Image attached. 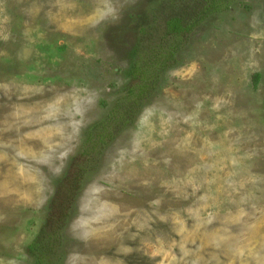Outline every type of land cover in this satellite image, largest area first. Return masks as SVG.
Instances as JSON below:
<instances>
[{
	"label": "rangeland",
	"instance_id": "obj_1",
	"mask_svg": "<svg viewBox=\"0 0 264 264\" xmlns=\"http://www.w3.org/2000/svg\"><path fill=\"white\" fill-rule=\"evenodd\" d=\"M144 1L0 0V264H33L55 179L128 82L104 35ZM180 59L76 196L65 264H264V0Z\"/></svg>",
	"mask_w": 264,
	"mask_h": 264
},
{
	"label": "trees",
	"instance_id": "obj_2",
	"mask_svg": "<svg viewBox=\"0 0 264 264\" xmlns=\"http://www.w3.org/2000/svg\"><path fill=\"white\" fill-rule=\"evenodd\" d=\"M236 1L145 0L133 6L119 29H107L109 37L112 35H104L103 39L128 56V82L106 115L83 130L81 146L63 174L55 179L44 224L27 246L33 264H65L64 229L76 214V196L96 172L106 148L123 129L135 125L142 108L160 90L166 74L181 63V53L192 35L213 17L231 10ZM255 76L257 86L260 75Z\"/></svg>",
	"mask_w": 264,
	"mask_h": 264
}]
</instances>
